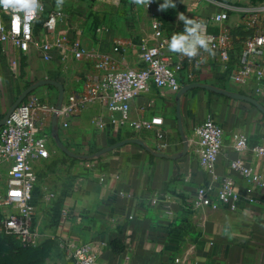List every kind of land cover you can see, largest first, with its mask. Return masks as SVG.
Masks as SVG:
<instances>
[{"label": "crops", "instance_id": "0c3cea01", "mask_svg": "<svg viewBox=\"0 0 264 264\" xmlns=\"http://www.w3.org/2000/svg\"><path fill=\"white\" fill-rule=\"evenodd\" d=\"M150 1L42 0L38 28L42 30L52 13L63 11L67 19L58 30L67 42L80 34L85 55L62 62L56 53L55 60L47 62L38 53L25 55L12 43H0V119L39 80L62 83L66 105L69 96L87 94L91 80L98 74L96 64L102 59L115 67L142 68L140 45L158 41L151 30L154 20L161 23L165 51L172 63L183 65L180 79L184 86L199 83L240 93L264 109V81L259 86L254 79L246 85L228 80L220 57L222 49L234 51L264 30V18L254 26L239 13H232L220 23L213 18L223 10L221 5L227 4L222 1L175 0L176 7L166 11L159 8L163 0H153L149 6ZM180 14L203 23L207 49L198 48L194 57L172 52L168 47L171 37L184 30ZM212 40L217 49L211 47ZM32 94L47 107L37 110L34 117L43 132L52 135V108L56 109L58 90L44 86ZM107 106L101 98L66 115L65 108L58 119L63 145L75 154L91 155L120 141L139 139L156 151V130L143 126L150 122L160 124L169 143L162 153L182 152L176 94L169 89L152 86L131 102L125 125L109 124L99 129L94 124L99 117L107 121L111 115L121 117L109 113ZM181 115L189 144L196 139L194 129L208 118L224 127L225 148L217 172L229 175L244 199L236 210L220 203L214 195L218 208H193L197 190L209 184L211 178L191 160V145L186 156L174 160L154 156L136 144L84 160L66 155L52 138L51 157L38 168L41 200L36 211L41 238L34 248L48 246L55 239L88 244L97 255L95 264H264V158L241 157L259 176L256 184L230 168V163L240 158L230 149L231 132L240 130L251 143H264V111L246 100L193 89L182 97ZM166 206L172 215L166 213Z\"/></svg>", "mask_w": 264, "mask_h": 264}, {"label": "built area", "instance_id": "2783aa9c", "mask_svg": "<svg viewBox=\"0 0 264 264\" xmlns=\"http://www.w3.org/2000/svg\"><path fill=\"white\" fill-rule=\"evenodd\" d=\"M38 3L39 10L28 20L24 19L23 12L11 8L5 11L0 7V43H12L25 55L38 53L47 62L54 61L56 53L62 62L71 57L82 59L85 52L80 34L72 42H67L58 30L59 25L67 19L63 11L52 13L43 22L42 30L38 28L42 0H38ZM153 4L154 1L151 0L149 6ZM221 6L223 10L213 18L216 22H226L232 13H239L254 26L262 23L264 18V6ZM15 16L20 19L14 30ZM151 30L158 41L152 45H140L142 68L115 67L106 58L100 60L96 64L98 74L91 80L87 94L83 97L69 96L68 104H64L60 114L64 113L65 108V115L79 111L102 98L107 102L109 113H119L121 117L116 119L111 115L109 121L99 117L94 122L95 126L99 129H104L109 124L123 126L128 121L131 102L152 86L169 89L177 94L184 86L180 79L183 65H174L165 51L163 30L158 20L151 23ZM210 43L213 49L218 48L214 40ZM220 57L225 63L228 80L238 85H246L250 79H254L260 86L264 81V30L246 40L234 51L229 47L222 49ZM37 110H47V107L40 103L38 97L30 94L0 128V236L17 243L23 249L36 247L41 238L36 211V205L41 200L37 186L38 168L51 157L52 135L43 132L35 119L34 113ZM52 111L55 112L56 109L52 108ZM158 124L146 122L143 126L156 130L154 149L162 153L169 148V143ZM194 134L196 139L189 144V156L211 178V182L197 190L192 202L193 208H218L219 204L214 201V195L220 203L236 210L244 199L236 191L233 179L227 174L217 172L218 160L225 148L224 127L214 118H208L194 129ZM230 149L240 155V158L230 163V168L246 177L249 183H258L259 176L241 157L253 155L264 158V143H251L245 133L233 130ZM245 200L251 201L248 198ZM166 209L168 215L173 214L169 206ZM61 246L69 251L75 264H95L97 261L95 251L88 244L72 241L64 242ZM176 263H179V259H176Z\"/></svg>", "mask_w": 264, "mask_h": 264}, {"label": "water", "instance_id": "95a60500", "mask_svg": "<svg viewBox=\"0 0 264 264\" xmlns=\"http://www.w3.org/2000/svg\"><path fill=\"white\" fill-rule=\"evenodd\" d=\"M44 86H52L54 88H56L58 90L59 96H58V101L56 104V111L53 114L52 117V138L55 140V142L57 143L58 147L69 157L71 158H76V159H84V160H90V159H97L100 158L110 152H113L115 150H117L118 148H121L125 145L128 144H136V145H140L143 148H145L149 153H151L154 156L157 157H161V158H168V159H178L181 158L183 156H186L188 154L189 151V139L186 136V134L184 133V129H183V124H182V115H181V104H182V97L183 95H185L188 91L193 90V89H205V90H209L218 94H222L234 99H238V100H246L254 105H256L257 107H259L262 111H264V109L261 107V105L254 100L253 98L244 96L240 93H232V92H228L226 90L223 89H218L215 88L213 86H209V85H203V84H199V83H192L189 85H185L183 86L180 91L176 94V103H177V118H178V124H179V130L181 133V137H182V142H183V150L181 153L176 154V155H168L165 153H161L158 151H154L153 149H151L150 147H148L142 140L139 139H126L123 141H120L114 145H111L105 149H102L96 153H93L91 155H78L75 154L73 152H71L70 150H68L63 143L60 141L59 138V128H58V119H59V114L62 111L63 105H64V101H65V88L64 85L54 79H42L39 80L35 83H32L14 102L13 106L9 109V111L6 113V115L0 119V128L3 127L6 122L8 121V119L10 118V116L12 115V113L15 111V109L30 95L32 94L35 90H37L40 87H44Z\"/></svg>", "mask_w": 264, "mask_h": 264}, {"label": "clouds", "instance_id": "9594fccd", "mask_svg": "<svg viewBox=\"0 0 264 264\" xmlns=\"http://www.w3.org/2000/svg\"><path fill=\"white\" fill-rule=\"evenodd\" d=\"M145 0H136L137 4H143ZM0 7L5 11L9 8L23 12L24 19L28 20L33 17L40 8L38 0H0ZM175 0H163L159 8L161 11H166L169 8H175ZM20 17L15 16L13 19V28L18 25ZM179 21L184 22V30L180 33L174 34L169 41V50L178 52L189 57L197 55L198 48L203 47L207 49V42L202 35L203 25L194 19H189L184 14L178 15Z\"/></svg>", "mask_w": 264, "mask_h": 264}, {"label": "rangeland", "instance_id": "374dc122", "mask_svg": "<svg viewBox=\"0 0 264 264\" xmlns=\"http://www.w3.org/2000/svg\"><path fill=\"white\" fill-rule=\"evenodd\" d=\"M218 1L234 6H264V0ZM61 242L55 239L48 246L21 250L0 236V264H72L70 253L61 246Z\"/></svg>", "mask_w": 264, "mask_h": 264}, {"label": "trees", "instance_id": "16d2710c", "mask_svg": "<svg viewBox=\"0 0 264 264\" xmlns=\"http://www.w3.org/2000/svg\"><path fill=\"white\" fill-rule=\"evenodd\" d=\"M240 48V47H239ZM7 241H10L14 246H16L18 249H21V250H25V249H23V248H21L17 243H15V242H13V241H11V240H9V239H7L6 237H4Z\"/></svg>", "mask_w": 264, "mask_h": 264}]
</instances>
